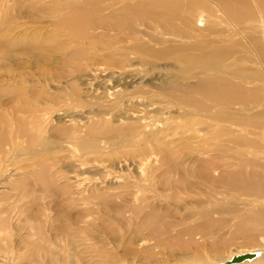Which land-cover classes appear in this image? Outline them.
I'll return each mask as SVG.
<instances>
[{
	"label": "bare ground",
	"instance_id": "bare-ground-1",
	"mask_svg": "<svg viewBox=\"0 0 264 264\" xmlns=\"http://www.w3.org/2000/svg\"><path fill=\"white\" fill-rule=\"evenodd\" d=\"M48 1L52 5L46 11L47 17L53 19L54 28L51 32L40 33L41 36L26 35L25 30L21 29L26 25L23 16H18L23 5H20L19 10L16 11L18 18L14 14L15 12L8 10L9 8L6 10L8 14L0 16V27L6 32L0 36L2 43H0V52L1 56L5 58V62H0V81L5 82L0 85V93L5 91L4 88H1L2 86L12 87L9 90L14 93L8 102L1 98L2 95L0 96V188L3 189L0 190V258L7 259V256L13 251V237L18 236L17 234L20 235L19 232L24 234L21 235V238L30 239L37 250L44 246L45 255H48L49 252L54 255L56 249L54 240L56 239L64 241V246L69 249V238L75 236H69L72 226H75L77 234L82 233L85 236V233L88 232L87 226L60 222V219L57 218L58 224L54 223L55 219L51 216L49 218L45 212L31 214L32 210L26 207L24 202L21 203L26 195H33L34 200H40L41 197L52 196L56 193L58 196H66L70 203L79 204L81 201L83 204L90 205L97 200L117 218L123 219L125 216L135 218V238L129 239L128 247L138 255L136 257L138 260L145 259L141 264H172V260L175 258L178 261L174 264H264V247L255 253L238 250L241 253L231 255L230 259H233L226 260L227 262H220L223 258L211 251L215 252V249L221 246V241L215 237L216 234H220V229L230 225L233 220H236L235 225L239 230L245 228L249 230L255 228L256 230L257 228L258 231H261L262 228L264 229V180L257 173V169L247 177L249 173L245 169L237 170L233 167L235 162L233 161L234 152H231V142L235 139L234 141L241 146L250 143L249 139L245 138L246 135L243 134L248 127H243V125L254 123L264 128V122L263 124L259 120L257 122L256 116L251 117L243 113V115L232 117L229 114L228 109L234 105H238L240 111H249L262 105L263 109L258 112L257 116L264 118V89L257 85L255 88H250L246 79L248 78L247 74L243 75L240 70L235 71V67L232 70L226 62L234 53H238L237 49L233 48L231 44L232 48L216 45L213 49H206V44L202 43L201 39L198 40L197 37V39L193 38L195 36L191 34V31H188L187 27L184 30L183 26L181 37L183 36V39L186 38V40L187 38L195 39L191 41L188 39L190 43H194L195 50H191L190 45L192 44L187 40L184 47L188 45L186 47L188 49L179 56L177 52L175 54L180 58L176 62L182 69L183 85L176 84L179 81L175 78L178 76L176 74H172L170 80L166 78L167 80L161 81L159 84L153 83L154 86L164 91L159 102L151 95L150 97H145L147 94L140 95L145 89V84L131 88L132 83H122L123 87L120 86L119 90L116 88L109 94L106 91L103 96L90 94L89 98L85 99L81 94V86L84 85L79 82L81 75L76 77L77 73L86 70L90 65H95L92 63L94 61L91 62L92 58L89 61L92 64L86 60L84 62L82 59L97 55L98 50H95L97 45L106 47L103 41L107 30L119 31L124 28L122 27L124 24H129L134 20H142L143 23H147L148 19L152 20V24L148 23L149 26L170 30L172 29V20L179 16L178 13L183 5L185 8L186 4L196 10V17L207 12L209 17L208 15V18L205 17L208 23L215 18L214 5H216L219 7L217 9L215 6L217 13L221 12L231 22L235 21L236 24L241 22L242 24V21L252 14L253 5H250V8L248 4L250 0H139V5L127 8L129 12L123 16L103 15V11L111 7L105 3L107 0ZM109 1L114 4L121 0ZM258 3L261 5L262 15H264V0H259ZM187 15L185 17H189ZM217 16L219 18V15ZM252 18L254 17L250 19L252 20ZM256 19L254 21L259 22L261 21L259 19L262 18L260 17L259 21ZM218 20H215L214 23H217ZM185 23L188 24L187 21ZM261 24L264 30V17ZM214 25L210 24L211 27ZM19 27H21L20 32L25 34L21 33V38L16 37L14 33L16 32L14 30ZM211 27L209 28L211 29ZM96 30H99L100 34H95ZM36 37H39L40 41ZM52 40L55 42L48 43ZM206 40L204 41L207 43ZM262 43L263 40L257 41L258 45ZM23 44L25 46L30 44V52L33 50L32 52L38 56L44 53L47 55V51L61 50L62 56L58 55L59 51L56 53L59 52L57 55L62 58L61 62L65 65L64 68L61 72L55 73L53 67L50 69L44 63L43 70L41 69V73L45 74V76L43 75L44 79L33 78L36 80L33 84H37V86H31L32 83L30 85L28 81L32 77L30 74L32 71L28 70L27 65H22L23 63L20 62L22 64L18 65V71H16L12 64H6L18 54H9V50ZM223 45L226 46V44ZM217 46L221 48H217ZM90 49L94 50L90 51ZM24 55L28 56V52L27 54L25 52ZM37 55H33V57L42 59L35 57ZM49 55H47L48 58ZM177 56H172V58H177ZM111 59L105 58L108 65L122 66L120 62L112 63ZM23 61L26 62L25 59ZM35 61L34 63H36ZM224 61L229 65L228 67L224 65ZM224 66L226 70H223ZM93 70L96 72L99 69L95 67ZM214 71H223V73H228L230 78L233 76L239 80L233 81L230 78L212 76L211 72ZM85 72H83L84 75ZM49 73L53 76L64 74V76L67 75L73 79H69L63 89L53 92L46 87L51 82L47 75ZM193 79H196V82L190 81ZM110 81L111 76L107 82ZM115 83L117 85H112L113 89L121 85L119 82ZM150 83H148L150 85L148 88L151 89ZM26 91H30L31 94L24 95ZM138 92L139 95H137ZM3 96L5 95L3 94ZM58 96L61 98H57ZM110 96H114L110 98L112 100H106ZM128 101L130 103L126 104ZM161 103L171 104L172 107L179 106L183 110V112L181 111V121L177 124L174 121H168L169 123L164 122L161 127L156 126V129L152 127L148 129L150 125V122H147L148 119L157 114L156 109L154 114H151L149 107ZM94 104L98 105L95 114L97 119L90 121L87 119L89 122H84V124H81V119L76 124L50 126L52 125L50 122L52 113L90 107ZM141 106H143L142 109ZM130 111L143 114H136L137 116L134 117V113H132L133 116H129L128 112ZM205 117L212 121H224L230 125L209 123ZM233 123L241 126L240 134H234ZM194 124H201L207 134L209 133V136L215 138L211 143L219 149L216 155L208 151L197 150V154L187 152L175 156L170 147L173 138H171L169 130L177 126L178 128L180 126L191 128ZM83 127L85 128L83 129ZM224 136L227 137L220 141ZM243 150L242 148V152ZM62 152H67V155L76 158L74 160L79 162V169L70 170L65 167L60 169L61 166L58 167V162L59 165L62 162L54 159H58L56 158L57 154L59 156ZM21 155H28L31 160H34L35 167L26 169L27 171L15 176L12 174L14 169L11 171L10 168L17 165L16 169H24L19 162ZM120 161L122 163L131 161L130 164L134 167L129 168L128 166L125 169L123 165L121 166ZM93 167H95V171H92ZM162 168V172L158 173ZM162 175H169L164 184L169 185L172 191L166 193V199L162 198V202L149 201L152 194L149 192H156L161 188L159 181ZM111 178H116L119 182L114 184V180L110 182ZM99 184H103V186H99ZM38 192L42 195L38 196ZM76 194L79 197H76ZM159 194L161 196L162 193L159 192ZM156 196L157 193L154 194V197ZM169 204H174V208H171ZM87 205L80 209L78 219L82 222H87V219L93 215L92 209ZM43 214L46 216L44 220L41 219ZM68 218L70 217L68 216ZM261 238L264 240L263 236ZM223 239L226 238L223 237ZM188 249L192 251L187 252ZM247 252L252 255L241 259L236 258L239 255L247 254ZM111 257V254H107L106 260L113 264L114 258ZM213 261H218V263Z\"/></svg>",
	"mask_w": 264,
	"mask_h": 264
},
{
	"label": "rangeland",
	"instance_id": "rangeland-1",
	"mask_svg": "<svg viewBox=\"0 0 264 264\" xmlns=\"http://www.w3.org/2000/svg\"><path fill=\"white\" fill-rule=\"evenodd\" d=\"M47 1L48 0H46V1L45 0H0V16H3L5 13L8 14V11H6L7 8H9L8 10L15 12L14 14L17 16L16 11L19 10L18 8L20 7V5H23L22 10H19L18 16H20V15L23 16L22 18L24 19V24H26V25L23 27L21 26L22 28L19 27L16 30H14V31H16V32H14L15 36L21 38L20 35H21V33H23V32H20L21 29L25 30L24 33L26 35L28 34V35H32V36H36V35L41 36L40 33L43 34V33H45V31L51 32L54 28L52 25L53 19L49 18V16L47 17V12H46L49 10L48 7H50L52 4H51V2L49 3V1L48 2ZM251 1H252V3H251ZM257 1L259 2V0L248 1L249 6L253 5L252 8L250 6V8L252 9L251 10L252 14L250 16L254 17V18H252V20H251L250 19L251 17L249 16L250 18L249 17L245 18V20L242 21V24H241V22L236 24V22L233 20H232L233 22H231L230 20H228V18L224 17V15L221 12L217 13V9L219 7H217L216 5H214V9L216 12L215 18L211 22L209 21V23H208L206 21V19L209 17L207 12L203 13L202 16L200 15L199 17L198 16L196 17V15H197L196 10L191 9L192 7H190L186 4L185 8L183 5V8H181L180 12L178 13L179 16L173 19L174 22L172 20V29L173 30L172 29L165 30L161 27H155L153 25L149 26L148 25L149 22L152 24V20H150V19L147 20V23H143L142 20H139V21L134 20L133 22H131L129 24H124L126 26L123 25L122 27H124V28H121L122 30L120 29L119 31H114V30L108 31L107 30L105 32V37H104V41H103V44H105L106 47L105 46L102 47L101 45H97L95 47V50L96 51L98 50L97 55L94 54V55H91L92 57L89 56L87 58L88 60L82 59L83 61L86 60V62H88V63H91L92 61H94L92 63H94L95 64L94 66L97 67L99 70L95 72L93 70V68H95V67L93 65H90L86 70L81 71L80 73L76 74L77 75L76 77H78L79 74L81 75L79 82H82L84 84L81 86L82 96L85 99H88L90 94L103 96V95H105L104 92H106V91H108V94H109L111 91L112 92L115 91L116 88H117V90H119L121 87H123V84L132 83L131 88L134 86H137V85L145 84V89L142 91L143 93L142 92L140 93V95L145 96V94H147L145 97H150V95H151V97H155L157 99V102H159L160 99H162V94L164 93V91L161 88L154 86L153 83L159 84V83H161V81H164L167 79L170 80L172 74H174V75L176 74V76L178 75L177 77H175V78H177V80L179 79V81L176 84L183 85V83H184V78L182 77V69H181V67H179L180 64L178 63L179 64L178 65L176 61H178L180 59L178 56L183 54V52H185V50L188 49V48H186V47H188V45H185L186 47H184V44L186 43V41L188 39H190V41L195 40V39L187 38V40H186V38L183 39V36L181 37L183 26H184L183 28H185L184 30H186L188 28L189 29L188 31H191V34L195 36L193 38L197 37L198 40L201 39L202 43L206 44V49H209V48L213 49V48H215L214 46H216V45L224 47V48L225 47L226 48H228V47L232 48V46H233V48L237 49L236 51H238V53L237 54L234 53L233 56H231L228 59V61L226 60V62L231 66L232 70L235 67V69H234L235 71L240 70V72L241 71L243 72V73L241 72L243 75L247 74L246 77H248V78H246V79L248 80V86L250 88H255L257 86H261V88L264 89V47H263L264 30H263V28H262L263 26L261 24L264 15H262L263 11H262L261 5ZM105 3H108L111 7L109 9L104 10L102 13L103 15H112L113 14V15L123 16L124 14L125 15L128 14L129 11L127 8L137 7L139 5V0H138V2H137V0H121L120 2L114 3V4L110 1L108 2V0H107ZM215 6L217 9L215 8ZM259 9L261 10V12ZM182 10H183V13H182ZM191 10H192V12H191ZM20 11H22V12L20 13ZM259 12L262 16L259 14ZM188 13H189V15H187ZM185 15H187L189 17L192 16V18L185 17ZM207 15H208V17H207ZM217 15H219V18H217L218 17ZM18 16H17V18H18ZM258 16H259V18L261 17L262 19H259ZM195 17L197 20L195 19ZM216 18L219 20L216 21L217 23H214L215 20H217ZM255 18H257L256 20L259 19L261 21H259V20H258L259 22L254 21ZM190 19H191V21H190ZM195 20H196V22H195ZM221 20H223V21H221ZM186 21L190 25L185 23ZM219 22H220V25H219ZM175 24H177V25H175ZM180 24H183V25L181 26ZM210 24L211 25L215 24V25H214V27L213 26L211 27ZM224 24H226V25H224ZM179 26H181V27H179ZM190 26L192 29L190 28ZM209 27H211V29ZM215 27L216 28L218 27L217 30H215L216 29ZM175 28H176V31H175ZM177 28H179V29H177ZM209 29L212 31H210ZM99 30H101V29H99ZM99 30H96L95 34H100ZM262 30H263V32H262ZM5 33L6 32L0 27V36L2 34H5ZM24 33L22 35H25ZM36 38L40 41L39 37H36ZM203 38H204V40H206V38H207V40H206L207 43L203 40ZM250 38H253L254 40H252ZM128 39H129V41H128ZM208 40H210L212 43ZM213 40H215V41H213ZM216 40H217V42H216ZM258 40H260V41L263 40V43L261 45H258L257 44ZM190 41L188 40L187 42L190 43ZM54 42H55V40H52L48 43H54ZM190 44H192V45H190L191 50L194 51L195 50L194 43L191 42ZM210 44H211V46H210ZM213 44H215V45H213ZM223 44H226V46ZM180 45H181V47H179ZM212 45H213V47H212ZM235 45H237V46L235 47ZM218 46H217V48H221ZM30 49H31L30 44H26V46H25V44L18 45L16 47L10 49L9 54H17L18 53L17 54L18 56L17 55L14 56V58L10 61H7L6 64H12L14 69H16V71H18V65H20L22 63H23L22 65H25V66L27 65L28 70L32 71L30 73L32 76L29 80L30 82L28 81V84L31 85V83H32L31 86H35V85L37 86V84H35V85L33 84V82L36 81L34 79H36L38 77L41 79H44L45 74L41 73V69L43 70L44 63L47 64V65L45 64L46 67H49V68L53 67L55 69V73H57L58 71L61 72L62 68H64L65 65H63V62H61L62 58L59 57V56H62L61 52H60L61 50H55L54 52L53 51H47L48 54H50L49 58H48L47 57L48 54L47 55H44L45 53L42 54L44 57L42 55L38 56L37 54L32 52L33 50H31V52H30ZM93 50L90 49V51H93ZM56 51H59L60 53L59 52L56 53ZM25 52H26V54L28 52V56L24 55ZM176 52H177L178 56L175 55ZM53 53H55V54L53 56H51ZM29 54H30V57L31 56L33 57V55H37L35 57L42 58V59H37L34 57L31 59L29 57ZM240 55H241V57H240ZM22 56H23V58H22ZM172 56L173 57L177 56V58L175 57L177 60L175 58H172ZM94 57H96V58H94ZM90 58H92L91 62H89ZM105 58H112L111 59L112 63L113 62H120V64L122 66L116 67L113 64L108 65ZM21 59H23V60L25 59L26 62H24L23 60L21 61ZM0 60H2L0 62H5V58H3L1 56V52H0ZM34 61L36 63H34ZM37 61H38V63H37ZM20 62H22V63H20ZM226 62L224 61V65L226 67H228L229 65ZM231 62H233V63H231ZM48 64H49V66H48ZM225 66L223 67V70H226ZM237 68H239V69H237ZM83 72H85V75ZM221 72L223 73V71H221ZM221 72L220 71H214V72H211L212 73L211 75L217 76L220 78H227V79L230 78V75L228 73H223L224 74V76H223V74ZM217 73H219V74L221 73V74L219 75ZM180 74H181V76H179ZM47 75H48V78L51 79L50 80L51 82L49 81L50 83L48 85H46V87L50 88L51 91L53 90V92L63 89L64 88L63 86L66 85L67 81L69 79H73V78L67 77V75L64 76V74H59V75L53 76L52 74L49 73ZM110 76H111V81L107 82L110 80ZM112 76H113V78H112ZM252 76H255V77H252ZM256 76H258V77H256ZM121 78H123V79H121ZM115 79H117V80L115 81ZM230 79L233 81L239 80L238 78L236 79L233 76H231ZM91 80H93L94 82ZM190 81L196 82V79H193ZM115 82H117V83L119 82V83H121V85H119L118 87H115L113 89L112 85H114V86L117 85ZM124 82H126V83H124ZM150 82H152V83H150ZM179 82H181V83H179ZM3 83H5V82L0 81V85ZM113 83H115V84H113ZM148 83L151 84L152 91L150 88H148V87H150V85ZM146 84H148L149 86L147 85V87H146ZM1 88L2 89L4 88L5 91L0 93V96L2 95L1 98L4 100H7L5 102H8L9 98L14 94V93H12V91H10L12 89V87L10 88L8 86H2ZM95 88H97V89H95ZM107 88H110V89H107ZM155 88H157L156 91H155ZM182 88H183V86L181 87V89ZM148 89H150V90L148 91ZM158 90H160V91H158ZM179 93H182V92L179 91ZM263 93H264V91H263ZM3 94L5 96H3ZM30 94H31L30 91H26L24 93V95H26V96H29ZM137 95H139V92L137 93ZM113 97L110 96V97H108L109 99H106V100L111 101L112 99H110V98H113ZM57 98L60 99L61 96H58ZM135 99H137V98H135ZM106 100H105V102H106ZM127 103H130V102L128 101V102H126V104ZM261 103L263 104V100ZM167 105H169V106H167ZM167 105L161 103V104H156L155 106L149 107L151 114H154L155 109H156L155 112H157V114L155 117L148 119L147 122H150L148 129L150 127L156 129L157 127H161L164 122H168V121H174V123H176V124L179 121H181L180 119H181V114H182L183 110L180 109L179 106L178 107L177 106L172 107L171 104H167ZM238 107H239L238 105H234L232 108L228 109L230 116L237 117V116L243 115V113H245V114H247V116H251V117L256 116L257 122L259 120L260 123L263 124V122H264L263 116H259V117L257 116L258 112H260V110L263 109L262 105L258 106V107H254L249 111H240V109H238ZM140 108L142 109L143 106H141ZM97 109H98V105L94 104L93 106H90V107L76 108V109H73L71 111L70 110H68V111H66V110L56 111V112L52 113V115H51L52 119H50V122L52 125H50V126H54V125L66 126V125H71V123L76 124L81 119H82L81 124L82 123L84 124V122L87 123L90 120L97 119V116L95 115L97 113ZM132 113H134V111L128 112V115L133 116ZM136 114L142 115L143 113L135 112L134 117L137 116ZM90 117H92V118L90 119ZM172 117H174L175 119H173ZM205 118L207 119V121L209 123H220V124H223L226 126L230 125L228 123H225L224 121H220V120L212 121L208 117H205ZM72 119H74V120L72 121ZM87 119H89V121ZM157 122H158V124H156ZM159 122L161 125L159 124ZM233 124L234 125H232V128L236 131V132L234 131V134H237V135L240 134L239 129L241 126L238 124H235V123H233ZM244 126H246L248 128L246 129V132H244V133L241 132V133L246 135L245 138H248L251 144L249 143V144H246L245 146H241L239 143H236L234 141L235 139L231 142V145H232L231 152L232 153L234 152L233 161L235 162V165L233 167H235L237 170L245 169L249 173V175L247 174V177L250 176V174L253 170L257 169V173L264 180V135H263L264 134V132H263L264 128H263V126L255 125L254 123L253 124L252 123L245 124V125H243V127ZM84 128L85 127H83V129ZM169 133H171V138H173L172 139L173 142H172V140L170 142V147H171V150L174 152L175 156L182 155V154L187 153V152H191V154L192 153L197 154V152H196L197 150L208 151L214 155H216L219 152L218 147L213 146L211 143V142H213V140L215 138H213L211 135H210L211 136L210 137L209 133L207 134L206 129L203 128V126L201 124H194L193 126H191V128H188L186 126H180V128H178V126H177L174 129L169 130ZM226 137L227 136H224L223 138L220 139V141L225 139ZM65 145H66V143H65ZM102 145H104V144H102ZM242 148L244 149L243 152H242ZM239 151H241V153H239ZM56 158H58L59 160L58 159H54V160L60 161V163L62 162L60 165L58 162V167L61 166V167H59L60 169L63 167H65L67 169L69 168L70 170L76 169V168L79 169V162L77 160H74L76 158H72V157H70V155H67V152H62L61 154H59V156L57 154ZM35 161H37V159H35ZM19 162H20V165H23L24 169H16L17 165L13 166L12 169L10 168L11 171L14 169L12 171V174L15 176H17L19 173L22 174L26 169L27 170L32 169V168L34 169V167H35L34 160H31L28 155H25V156L21 155V161H19ZM130 162L131 161H128V162H126L127 163L126 164L125 162L122 163L120 161L121 166L123 165V167L125 169L128 166H129V168L134 167V165L130 164ZM93 168H91L92 171H95V167H93ZM249 169H250V171H249ZM162 170H163V168L160 171H158V173H161ZM16 172H18V173H16ZM168 177H169V175H167V176L162 175L161 176V178H160L161 180L159 181L161 184V188L159 190H157L156 192H153V191L149 192V194L152 193L151 197L149 198V201H154V202L155 201H161L164 198L166 199L165 195H166V193L168 194V191H170L169 193H171L172 190L169 188V185L164 184V181L167 180ZM111 179H109L110 182H112L114 180V184L119 182L116 178H114V179L111 178ZM99 186H103V184L102 185L99 184ZM0 190H3V189L0 188ZM158 191L160 193H162L161 194L162 197L160 196ZM155 193H157L156 197H154ZM38 194H37L38 196L42 195V194L40 195L39 192H38ZM75 196L79 197L77 194ZM33 197H34L33 195H31V196L26 195L25 198H23L21 201V203L24 202L26 204L25 206L29 207V209L32 210L31 214H34V213L39 214V213H41V211H43L46 213V215L48 217L51 216V218L55 219L54 223L58 224V220H56V218H57V219H60V222L64 221V222L71 223L72 225H76V226L82 224V225L87 226L88 232L85 233V236H83L82 233L77 234V232L75 230V226H72V231L69 233V236L70 235H75V236H72L69 238V242H70L68 244L69 249H67L64 246V244H65L64 241H60L59 239H56V240H54V242H56V249L54 251V255H51V252H49L48 255H45L44 246L40 247V249L37 250L34 247V245H32L31 240L30 239H23V237L21 238V235L23 236L24 234H21V232H19L20 235L17 234L18 236L13 237V243H12L13 251L9 254V256H7V259L6 258L4 259L3 257H1L0 258V264H110V262L106 260L107 254L108 255L111 254V256H112L111 258H114V261L112 260L113 264H141V262H143L142 260L145 261V259H142L141 261L138 260V258H136V257H138V255L136 253H134L132 250H129V247H128L129 246V244H128L129 239L135 238V233H134L135 227H136V219L135 218L132 219L130 216H125L124 217L125 219L124 218L120 219L119 217L117 218V217L113 216V214L110 213L107 209H105L104 205L100 204L99 201H97V200L90 203V205H87V204H83L81 201H79V204L72 203V202L70 203L69 199L66 196H63V195L58 196V195H56V193L52 196L48 195L46 197L44 196V198L41 197L40 200L39 199L34 200ZM59 198H60V200H59ZM156 199H160V200H156ZM38 200H39V202H38ZM84 205L89 206L93 211V215L87 219V222H82L78 219L80 209H82L84 207ZM169 205L171 208H174V206H175L174 204H169ZM94 208H95V210H94ZM44 209H46L47 211H45ZM68 216L70 218H68ZM45 217L46 216L43 214L41 216V219L44 220ZM92 217H94V218H92ZM132 220H133V222H132ZM235 221L236 220H233L232 223H230V225L228 224V225L222 227V229H220L221 231L219 232L220 234H216V236L214 235L216 238H218L221 241V246L218 247L219 249L218 248L215 249V252H214V250H211V251H213V253L219 254V257L223 258L220 262H227L229 260H232L233 258L230 259V256L234 255L236 253H241V252H245V251H251V252L255 253V252L259 251L258 249L264 247V240L261 238L262 236L264 238V234L262 235V233H264L263 228L261 229V231L263 230V232L258 231L257 228H256V230H255V228L250 229V230L248 228L247 229L245 228L244 230L243 229L239 230L235 225ZM96 224H97V226H96ZM106 226H107V228H106ZM246 230L247 231L249 230V231L247 232ZM259 234H261V235H259ZM221 236H223L226 239H223V237L221 238ZM45 246H46V243H45ZM135 246H138V245L135 244ZM219 250H220V252H219ZM238 250L241 252H239ZM63 251L65 252L64 254H63ZM191 251H192L191 249L187 250V252H191ZM58 256L60 258H57ZM211 260H213V259H211ZM177 261H178V259L175 258V260H172V264L176 263ZM213 262L218 263V261H213Z\"/></svg>",
	"mask_w": 264,
	"mask_h": 264
},
{
	"label": "water",
	"instance_id": "water-1",
	"mask_svg": "<svg viewBox=\"0 0 264 264\" xmlns=\"http://www.w3.org/2000/svg\"><path fill=\"white\" fill-rule=\"evenodd\" d=\"M250 255H252V253H247V254L239 255V256L236 257V258L241 259V258H243V257H245V256H250Z\"/></svg>",
	"mask_w": 264,
	"mask_h": 264
}]
</instances>
